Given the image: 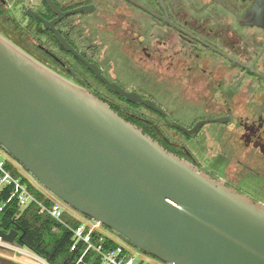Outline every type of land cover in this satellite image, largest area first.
<instances>
[{
  "label": "water",
  "instance_id": "water-1",
  "mask_svg": "<svg viewBox=\"0 0 264 264\" xmlns=\"http://www.w3.org/2000/svg\"><path fill=\"white\" fill-rule=\"evenodd\" d=\"M48 2L58 18L45 24L71 49L54 24L87 9L62 13ZM262 18L264 0H255L242 22ZM77 56L125 100L159 111L190 136L211 122L186 129ZM0 145L63 203L163 263L264 264V202L168 151L1 35ZM18 234L0 227V238L12 246H19Z\"/></svg>",
  "mask_w": 264,
  "mask_h": 264
},
{
  "label": "flooded vegetation",
  "instance_id": "flooded-vegetation-1",
  "mask_svg": "<svg viewBox=\"0 0 264 264\" xmlns=\"http://www.w3.org/2000/svg\"><path fill=\"white\" fill-rule=\"evenodd\" d=\"M51 1L62 13L87 9L54 24L72 50L45 24L58 18L48 0H0V35L121 117L138 120L144 133L153 128L154 136L147 135L168 151L257 200L242 187L245 176L264 181V18L242 22L255 0ZM75 52L182 127L211 122L190 136L145 105L133 113ZM165 88L172 91L168 97H190L202 117L188 127L174 120L154 98ZM0 264L25 263L0 256Z\"/></svg>",
  "mask_w": 264,
  "mask_h": 264
},
{
  "label": "built area",
  "instance_id": "built-area-1",
  "mask_svg": "<svg viewBox=\"0 0 264 264\" xmlns=\"http://www.w3.org/2000/svg\"><path fill=\"white\" fill-rule=\"evenodd\" d=\"M7 161L9 160L0 154V189L12 188L7 203L17 198L23 209L34 207L39 215L48 217L69 230L73 241L71 251H82L77 264L83 263L88 256H91L92 262L87 264H154L148 257L142 255L145 253L128 241L120 239L108 227L78 215L76 210L68 208V205L55 195L38 189L30 182L41 195L32 191L21 178L15 177L12 171L7 169ZM13 166L17 167L15 163ZM4 207V203L0 205V213ZM7 247L12 245L0 238V248L7 249Z\"/></svg>",
  "mask_w": 264,
  "mask_h": 264
},
{
  "label": "trees",
  "instance_id": "trees-1",
  "mask_svg": "<svg viewBox=\"0 0 264 264\" xmlns=\"http://www.w3.org/2000/svg\"><path fill=\"white\" fill-rule=\"evenodd\" d=\"M120 98L123 102L125 101L122 97ZM126 103L130 105V107L127 108L133 113L141 112L140 105L129 101H126ZM124 119L138 125L139 127L142 126L139 121L134 118L124 116ZM151 123V127H154L153 119ZM145 132V134L149 133L152 136L155 134L153 128H148ZM0 148L5 151L1 145ZM12 159L15 160L14 158ZM7 169L12 171L15 177L21 178L23 183L27 184L32 191L41 195L30 183V181L20 173L18 167L15 168L13 166L12 161H7ZM11 192V187L0 189V205L3 203L5 204L3 211L0 213V227L8 232L12 229L20 230L22 232V240L19 244L27 245L34 251V253L45 259L49 264H77L82 255V251H71L73 241L70 231L50 218L39 215L34 207L23 209L17 198H14L7 203ZM55 228L61 230L62 234L60 235L59 233H56L54 231ZM145 254L153 257L147 253ZM91 262L92 258L91 256H88L85 261L80 264H87Z\"/></svg>",
  "mask_w": 264,
  "mask_h": 264
},
{
  "label": "rangeland",
  "instance_id": "rangeland-1",
  "mask_svg": "<svg viewBox=\"0 0 264 264\" xmlns=\"http://www.w3.org/2000/svg\"><path fill=\"white\" fill-rule=\"evenodd\" d=\"M171 93H172L171 90L165 88L164 91L161 92L162 94L161 97H154V98L158 100L160 105L168 111V113L173 117L174 120H177L179 123L188 127L196 119L202 117V111L200 113L193 111L194 108V106L192 105L193 100L190 99V97H168L169 95H171ZM205 134H206V129L203 131L202 135ZM201 136H199L194 143L199 144L201 139H203ZM0 154L4 156V158H6L7 160L15 163L20 173L24 177H26L32 184H34L38 189L40 190L42 189L44 191L49 192L48 190L43 188L42 185H40V183L22 165H20L17 161L13 160L11 156L1 148H0ZM242 187L245 188L250 193L251 196L255 197V199L264 201V181L259 182L255 179L254 181L251 182L250 178L245 176L243 179ZM68 208L71 207L68 206ZM77 213L78 215L79 214L81 215V213L79 212ZM54 231L56 233H59L60 235L62 234L61 230H59L58 228H55ZM142 255L148 257L149 260L154 264H165L162 261L150 257L146 254H142ZM0 256L25 264H46L45 262H43L44 260L42 258H40L36 253H34L33 250H31V248H29L25 244L22 245L19 244L18 247H13V246L7 247V249L0 248Z\"/></svg>",
  "mask_w": 264,
  "mask_h": 264
}]
</instances>
